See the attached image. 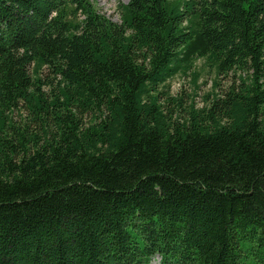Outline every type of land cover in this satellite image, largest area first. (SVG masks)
<instances>
[{
  "label": "trees",
  "instance_id": "trees-1",
  "mask_svg": "<svg viewBox=\"0 0 264 264\" xmlns=\"http://www.w3.org/2000/svg\"><path fill=\"white\" fill-rule=\"evenodd\" d=\"M118 9L0 0V264H264V0Z\"/></svg>",
  "mask_w": 264,
  "mask_h": 264
},
{
  "label": "rangeland",
  "instance_id": "rangeland-1",
  "mask_svg": "<svg viewBox=\"0 0 264 264\" xmlns=\"http://www.w3.org/2000/svg\"><path fill=\"white\" fill-rule=\"evenodd\" d=\"M99 12L106 15L114 22L120 23L119 3L128 0H91ZM215 73L212 68L204 64L203 59H197L194 68L187 74H177L168 81L164 87L173 96H182L189 103L200 106L203 98L211 94L214 89ZM227 84L226 79H220L218 89ZM151 264H159V257H155Z\"/></svg>",
  "mask_w": 264,
  "mask_h": 264
}]
</instances>
